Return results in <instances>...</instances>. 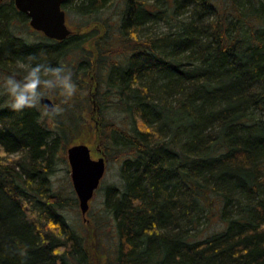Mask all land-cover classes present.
I'll use <instances>...</instances> for the list:
<instances>
[{"label": "trees", "instance_id": "obj_1", "mask_svg": "<svg viewBox=\"0 0 264 264\" xmlns=\"http://www.w3.org/2000/svg\"><path fill=\"white\" fill-rule=\"evenodd\" d=\"M1 1L4 74L29 55L57 66L73 49L81 69L64 106L68 124L55 129L40 110L0 106V263L98 264L83 230L62 214L79 208L74 192L66 199L50 181L59 149L65 154L77 144H69L73 133L90 131L107 160L121 164L122 184L107 188L104 215L116 245L95 240L103 264H264L263 0H162L158 9L126 0L115 36L100 23L59 45L19 38L20 29L30 35L25 17ZM109 1L81 0L74 9L93 17ZM162 20L174 31L157 36L148 25ZM94 28L101 35L88 33ZM86 43L104 73L91 93Z\"/></svg>", "mask_w": 264, "mask_h": 264}, {"label": "rangeland", "instance_id": "obj_2", "mask_svg": "<svg viewBox=\"0 0 264 264\" xmlns=\"http://www.w3.org/2000/svg\"><path fill=\"white\" fill-rule=\"evenodd\" d=\"M125 1L126 0L109 1L107 6L105 8H103L102 11H100V13L97 12L94 16L92 15L93 17H91L89 14L86 15L83 13L79 15L75 12V9H74L75 6L74 5L73 6L68 5V6H66L67 22L74 29L73 31L75 33H78V31H77L78 29H80V30L84 29L85 26H88V25H94L95 26L97 24L102 23V24H105V27H108V29H107L108 33H110L111 36H115L116 34H113V33L118 32V29H117L118 16L120 14H122V11L124 10V8L126 6ZM142 1H145L146 2L145 6L150 8V9L151 8L152 9L166 8V6H167V5L163 6L162 0H142ZM263 2H264V0H263ZM151 5H154V6H151ZM189 14H190L189 12H186L183 17H188ZM109 25H111V26H109ZM151 25H153V31H154L155 35H157V36L164 35L170 31L171 32L174 31L173 29L170 30V26L166 20L151 23L148 25V27ZM92 27L93 26H90V28H92ZM95 27H99V26H95ZM88 33L89 34L94 33L93 36H97V35H101L102 31L97 30V28H94V30H90ZM18 36L22 40H24V39L29 40L30 43H36L37 41L42 42L41 36H39L37 34H33V35L30 34L29 35L25 29H20L18 31ZM92 45H94V44L93 43H91L89 45H88V43L85 44V46H86L85 50H88L86 62H88V63L91 62V64L93 63L92 59L94 58L95 53H96V49ZM66 47L68 48V47H70V45L67 44ZM90 47H91V50H90ZM122 48L123 47H121V48L119 47L116 51L120 52V51H122ZM75 52H76V50L74 51V49H73L72 51H68L67 53H65L60 58H58V59L56 58L57 59L56 61H60V64H63L64 66H66L67 68H69L71 70L74 79L79 77V75H77L76 72L79 69H81L80 68L81 65L79 63L80 55L76 54ZM10 69H13V68H10ZM80 74H82V72ZM90 74L91 73H89V76H90ZM100 74L104 75V73H102V72L98 73V71H97V73H96L97 79H99L98 77ZM2 75H4V73H3V71L0 70V76H2ZM89 76H87L86 81H88L90 84V91L89 92L91 93L92 88L94 87L95 83H94V79H91V77L89 78ZM87 86H89V85H87ZM104 93H106V92L104 91ZM0 97H2V96H0ZM0 100H1L0 106L1 107L5 106L6 105L5 103H3L1 105L3 99H0ZM89 107L92 109V106H89ZM89 107H86V109ZM37 110H40L42 112L40 119L46 120L49 125H52L54 123L55 129H56L55 122L58 123L59 121H61V122L63 121L66 124H68V122L72 118L71 117V111L68 109H65L64 107L62 108L60 114L56 115L55 117L45 116L43 114V108L42 107L37 108ZM91 112L92 113L90 115H88V117H87L88 119L91 116H93L96 120L99 119L96 111L92 110ZM109 112H110L111 118L113 120L118 119L117 114L114 112V110L112 108L109 110ZM92 123H94V120L92 121ZM89 132H86V134H83V135L80 132L73 133L72 137L69 136V139L71 137L69 144H72L74 142H76L77 144H81V143L87 144L92 149L93 158L97 159V158H99V156L102 155V151H101L100 147H98L95 143L94 134L89 133ZM92 132H93V129H92ZM79 133H80V136H79ZM19 158H20V155L15 153L13 155H9L5 159H6L7 164H11L13 161H15V160L17 161ZM9 161H11V162H9ZM120 168H121V164L119 162H116L113 160L108 161L106 173L104 175V178L102 180L100 188L96 191L94 198L90 202V210L86 216V218L88 220H90L91 223L93 222L92 225L87 223L86 220H83L84 217L80 215V212H79L80 209L78 207H74V210L72 208H68L69 210H67V211L64 210L62 213L69 224L75 223L76 225H78V227L80 229L83 230V233L86 234V245H87V248L89 249L88 250L89 254L92 257L93 262L95 260H97L98 264H103L105 262L106 257H104L105 253L102 251H101L102 253H100V255H96L95 250L98 251V249L96 248V245L98 243L95 241L96 238L98 236L100 237L99 243L104 249L109 248V250H111V248H113L116 245V238L114 237V235H115L114 224H112V222L109 221L104 215L107 214V210H106V206H105L107 188L112 187V186H121V184H122V180L120 177ZM50 181H51V188L55 192H60V193L63 192L62 193L63 196L68 197L66 199L74 198L76 196V195L74 196L75 193L73 194V187H72V181H71V171H70V165H69L68 158H67V153L64 154L63 150L61 148L58 151V158L56 160V164L54 165V171H53V174L51 176ZM99 248H100V246H99Z\"/></svg>", "mask_w": 264, "mask_h": 264}, {"label": "clouds", "instance_id": "obj_3", "mask_svg": "<svg viewBox=\"0 0 264 264\" xmlns=\"http://www.w3.org/2000/svg\"><path fill=\"white\" fill-rule=\"evenodd\" d=\"M76 94L71 70L51 65L43 54L17 60L9 73L0 76V96L7 97L6 106L15 113L42 107L45 116L55 117L64 106H71Z\"/></svg>", "mask_w": 264, "mask_h": 264}, {"label": "water", "instance_id": "obj_4", "mask_svg": "<svg viewBox=\"0 0 264 264\" xmlns=\"http://www.w3.org/2000/svg\"><path fill=\"white\" fill-rule=\"evenodd\" d=\"M66 1L15 0V5L20 12L30 17V25L33 29L43 32L49 39L63 41L72 34L62 9ZM43 103L47 104L49 101L44 100ZM67 158L80 211L85 216L89 211L90 201L106 173L108 160L103 153L97 159L92 158L91 148L85 143L69 146Z\"/></svg>", "mask_w": 264, "mask_h": 264}, {"label": "flooded vegetation", "instance_id": "obj_5", "mask_svg": "<svg viewBox=\"0 0 264 264\" xmlns=\"http://www.w3.org/2000/svg\"><path fill=\"white\" fill-rule=\"evenodd\" d=\"M1 1V0H0ZM79 1H81V0H67L63 5H62V9L64 10V12H65V15H66V6H68V5H74V6H76L78 3H79ZM2 2V1H1ZM12 4L14 5V7L16 8V10L20 13V14H22L25 18V22H26V24H27V29H28V31H29V33L31 34V35H33V34H37V35H39V36H43L45 39H47L48 41H50V42H54V44H57V45H59V44H61L62 43V41H56V40H51V39H49V38H47L45 35H44V33L43 32H39V31H37V30H35V29H33L32 27H31V25H30V21H31V19H30V17L28 16V15H26L25 13H23V12H20L18 9H17V7H16V5H15V0H12ZM118 22H119V16H118ZM66 24H67V26L69 27V28H71L72 30H74L69 24H68V22H67V15H66ZM93 26V25H92ZM107 31V30H106ZM105 31V32H106ZM74 32V31H73ZM39 44H40V42H39ZM37 45V44H36ZM43 46H47V44L46 43H44L43 44ZM93 47H95V45H92ZM91 48V47H90ZM96 49V48H95ZM92 61H93V63H92V67L90 68V69H88L89 71H88V76H89V73H91L90 74V76L89 77H91V79H96V73H97V69H96V67H95V61L92 59ZM84 62V64L86 65V66H88V64H87V62L86 61H83ZM91 63V62H90ZM96 70V71H95ZM93 111H96V113L98 112V110H99V108L95 105V106H93V109H92ZM93 120L95 121V118L93 117ZM91 154H92V149H91ZM92 158H93V155H92ZM95 159V158H94ZM108 163V162H107ZM71 181H72V179H71ZM72 187H73V184H72ZM73 192L75 193V190H74V187H73ZM75 195H76V193H75ZM76 199L78 200V197H77V195H76ZM78 206H79V200H78ZM90 210V209H89ZM89 212V211H88ZM87 212V213H88ZM83 216V215H82ZM86 216H87V214L85 215V216H83L84 217V219L83 220H86V222L87 223H89V224H91L92 225V223H91V221L90 220H88L87 218H86ZM68 222V221H67ZM92 231V230H91ZM93 232V231H92ZM84 238H86V234H85V237ZM85 241H86V239H85ZM85 246L87 247V245H86V243H85ZM89 250V249H88ZM89 252V251H88Z\"/></svg>", "mask_w": 264, "mask_h": 264}]
</instances>
